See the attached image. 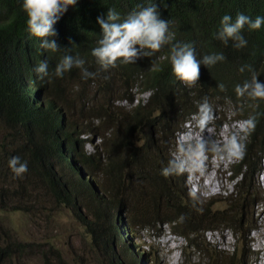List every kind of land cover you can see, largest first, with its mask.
<instances>
[{
	"label": "trees",
	"instance_id": "obj_1",
	"mask_svg": "<svg viewBox=\"0 0 264 264\" xmlns=\"http://www.w3.org/2000/svg\"><path fill=\"white\" fill-rule=\"evenodd\" d=\"M22 3L0 0V131L7 130L0 138V176L11 177L16 188L23 187V175L42 186L71 210L92 245L110 250L111 264H144L147 257L127 242L126 225L132 236L137 228L169 226L198 250L204 232L220 229L207 223L214 219L246 239L255 227L247 219L248 209L259 205L249 199L264 159V99L238 97L235 87L253 75L264 83V24L257 30L244 26L247 44L242 48L231 39L225 44L217 34L224 15L233 22L240 13L264 17V0H78L54 25L57 35L50 39L61 48L55 52L41 49V40L29 35ZM150 4H158L161 18L170 22L172 43L192 45L198 60L215 53L225 59L210 67L201 64L193 85L173 74L170 45L135 63L118 60L115 67L102 69L91 54L101 33L97 17L113 8L124 18L137 5ZM65 54L83 59L84 68L95 75L84 78L74 66L57 76L56 65ZM44 61L48 75L41 78L35 69ZM135 91L149 95L135 103ZM205 98L217 126L226 123V112L241 121L256 120L254 130L240 134L246 151L233 168L238 181L230 199L239 207L228 214L230 223L219 217L225 212L212 215L191 203L184 172L163 175L174 159L175 134ZM13 157L27 165L19 176L9 166ZM25 248L21 242L0 244V264ZM243 252V258L255 254H246L244 247Z\"/></svg>",
	"mask_w": 264,
	"mask_h": 264
},
{
	"label": "rangeland",
	"instance_id": "obj_2",
	"mask_svg": "<svg viewBox=\"0 0 264 264\" xmlns=\"http://www.w3.org/2000/svg\"><path fill=\"white\" fill-rule=\"evenodd\" d=\"M138 100L146 99L149 93L135 91ZM122 105H128L123 101ZM227 106V111H228ZM219 110V108H217ZM224 111V110H223ZM227 113V114H226ZM222 125H215L217 116L204 132L196 127L191 119L184 124L181 131L175 134V150L173 157L178 154V141L186 133L191 132L194 137H203L211 144H223L233 133H239V125L244 121L237 119V114L226 112ZM221 119L218 118V123ZM6 129L0 131V138L5 136ZM221 133L220 136L217 134ZM241 133H239L240 135ZM95 141H99L94 138ZM87 149L93 151V145L88 142ZM238 158H229L223 153H206L204 166L201 170L190 173L185 170L187 192L189 200L197 209L213 212H225L219 217L238 210L239 204L230 199L236 189L238 179H233V168ZM223 162V163H222ZM220 163V164H219ZM2 171V170H1ZM264 159L262 168L258 171L250 186V201H257L259 205L249 208L247 219L254 223L246 239L240 233L214 219L210 222L219 226L218 230H210L199 237V250L189 247V241L184 236L173 233L169 226H162L153 231L137 228L136 235L130 234L128 228L127 242L147 257L144 264H259L264 259ZM3 174V172L1 173ZM212 174L216 187L202 188L207 183V175ZM22 186L16 188L17 183L11 177L0 176V244L11 242L24 243L26 248L20 254L14 255L5 264H111L112 254L106 247L103 250L91 244V237L71 214V210L62 206L48 191L37 185L29 177L22 176ZM139 188L136 189L140 195ZM194 192V194H193ZM236 192V191H235ZM199 209V210H200ZM124 222L126 220L124 219ZM206 223V224H207ZM126 224V223H125ZM182 236V237H181ZM188 245V246H187ZM99 246V245H98ZM103 246V245H102ZM184 248L186 258L181 252ZM243 247L248 254L254 255L243 258ZM244 259V262H243ZM146 260V263H145Z\"/></svg>",
	"mask_w": 264,
	"mask_h": 264
},
{
	"label": "clouds",
	"instance_id": "obj_3",
	"mask_svg": "<svg viewBox=\"0 0 264 264\" xmlns=\"http://www.w3.org/2000/svg\"><path fill=\"white\" fill-rule=\"evenodd\" d=\"M77 2L78 0H23L22 8L27 15L26 30L30 36L41 40V49L54 52L61 49L54 39H50L57 35L54 25L67 12L69 6L75 7ZM97 23L101 33L97 46L92 49L91 54L104 70L115 67L118 60L123 63H135L140 57H150L163 46L170 45L169 59L173 74L186 84L193 85L199 80L201 64L210 67L225 59L222 53H215L204 55L202 60H198L192 45L182 42L172 43L168 36L170 22L161 18L158 4L137 5L136 9L124 18H121L120 13L115 9L109 8L106 17L103 15L97 17ZM220 23L221 28L217 38L225 44L231 39L235 42L236 48H242L246 46L247 41L241 35V30L245 25H248L251 30L259 29L264 24V17L257 16L252 19L240 13L233 22L230 15H224ZM65 51L69 53L66 48ZM84 63V60L79 57L65 54L56 65L55 74L62 76L65 71L75 66L82 70L84 78L94 76V73L84 68ZM35 71L41 75V78L48 75L47 62L39 63ZM218 87L221 91L224 90L223 84ZM235 92L238 97L247 95L253 99H264V83L253 75L250 81L236 85ZM192 119L200 132H204L214 120L213 109L206 98L198 105V112ZM255 126V117H250L238 126L239 133H244L246 136L255 129ZM239 133L231 134L223 144L215 142L209 144L202 136L196 138L191 132L186 133L178 141V154L169 161V166L163 169V175L185 170L190 173L201 170L206 153L209 151L223 153L229 158H243L246 147L242 142L244 137H241ZM9 166L18 176L27 171L26 163H20L19 157H13L9 161Z\"/></svg>",
	"mask_w": 264,
	"mask_h": 264
},
{
	"label": "bare ground",
	"instance_id": "obj_4",
	"mask_svg": "<svg viewBox=\"0 0 264 264\" xmlns=\"http://www.w3.org/2000/svg\"><path fill=\"white\" fill-rule=\"evenodd\" d=\"M218 136H220L221 135V133H219V134H217ZM223 163V162H222ZM220 164V163H219ZM213 181H214V177H213V175L212 174H208L207 175V183L204 185H202L201 184V187L202 188H207V189H209L210 187H216V184L215 183H213ZM263 182H264V173H263ZM259 264H264V259H262V261H261V263H259Z\"/></svg>",
	"mask_w": 264,
	"mask_h": 264
}]
</instances>
